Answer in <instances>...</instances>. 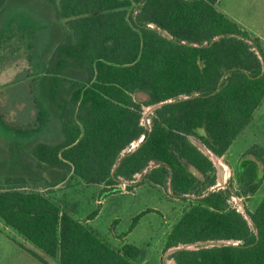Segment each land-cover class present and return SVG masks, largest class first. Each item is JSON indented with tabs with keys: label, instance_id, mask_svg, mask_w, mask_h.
<instances>
[{
	"label": "trees",
	"instance_id": "obj_1",
	"mask_svg": "<svg viewBox=\"0 0 264 264\" xmlns=\"http://www.w3.org/2000/svg\"><path fill=\"white\" fill-rule=\"evenodd\" d=\"M217 1L0 0V14L25 4L52 23L40 96L60 129L33 146L34 159L53 176L51 185L72 171L87 183L105 184L107 192L141 174L143 180L127 188L149 180L183 199L193 197L169 231L166 250L237 242L178 249L171 255L177 264H264V198L253 211L247 208L251 223L231 204V184L212 189L216 164L191 140L198 137L224 156L264 101L259 39ZM161 102L145 125L144 107ZM246 155L254 158L240 183L254 194L264 149L253 146ZM0 217L61 264H136L141 255L133 244L113 247L51 197L24 189L10 175L0 183Z\"/></svg>",
	"mask_w": 264,
	"mask_h": 264
},
{
	"label": "rangeland",
	"instance_id": "obj_2",
	"mask_svg": "<svg viewBox=\"0 0 264 264\" xmlns=\"http://www.w3.org/2000/svg\"><path fill=\"white\" fill-rule=\"evenodd\" d=\"M51 25L41 9L25 4L13 5L0 14V183L5 184L10 175L24 189L41 191L51 197L62 211L87 224L113 247L138 246L141 255L136 264H177L171 256L172 248L166 250L167 236L193 197L183 199L173 195L170 187L149 180L127 188L128 184L141 182L144 178L141 174L134 181H123L114 191L107 192L105 184L87 183L72 171H67L61 183L51 185L52 174L34 159L33 146L52 140L60 129L58 120L40 96L41 69L48 58L45 47ZM260 46L264 50V43ZM138 97L146 99L143 95ZM153 110V106L144 107L142 120L147 126L151 125ZM199 133L206 134V130L200 129ZM191 140L212 156L225 173H222L224 178L231 167L225 181L235 191L230 202L248 216L247 208L253 211L264 198V161L259 162L260 188L254 194L246 193L245 184L240 183L247 163L254 158L246 155L247 152L253 146L264 149V101L225 157L210 152L198 137L191 136ZM139 141L129 150L138 146ZM195 173L198 174L196 170ZM137 216L140 217L134 222ZM0 264L61 263L7 226L0 217Z\"/></svg>",
	"mask_w": 264,
	"mask_h": 264
},
{
	"label": "crops",
	"instance_id": "obj_3",
	"mask_svg": "<svg viewBox=\"0 0 264 264\" xmlns=\"http://www.w3.org/2000/svg\"><path fill=\"white\" fill-rule=\"evenodd\" d=\"M217 5L220 11L240 24L252 36L258 38L260 43H264V31H262L264 29V0H218ZM261 48L263 50V47ZM226 155L227 153L222 157ZM229 168L226 181L232 170L231 167Z\"/></svg>",
	"mask_w": 264,
	"mask_h": 264
},
{
	"label": "water",
	"instance_id": "obj_4",
	"mask_svg": "<svg viewBox=\"0 0 264 264\" xmlns=\"http://www.w3.org/2000/svg\"><path fill=\"white\" fill-rule=\"evenodd\" d=\"M164 102H161L159 104H155L153 105V109H155L156 107H159L163 104ZM143 141V137L141 138V140L138 142V145L140 144V142ZM219 157V156H218ZM214 160V159H213ZM215 164H216V167H217V175H218V178H219V183L213 187L212 189H215V188H222V187H226L227 184H226V180L225 178L223 177V173L221 172V169L220 167L218 166V163L216 161H214ZM249 221L252 223V220L249 216H246ZM232 243H237V242H234L233 240H219L217 242H214V241H202V242H196V243H193V244H186V245H180V246H175V247H172L171 249V252H175L176 250L178 249H183V248H191V246H195V245H204V244H232ZM197 248V247H196Z\"/></svg>",
	"mask_w": 264,
	"mask_h": 264
},
{
	"label": "built area",
	"instance_id": "obj_5",
	"mask_svg": "<svg viewBox=\"0 0 264 264\" xmlns=\"http://www.w3.org/2000/svg\"><path fill=\"white\" fill-rule=\"evenodd\" d=\"M238 208V207H237ZM239 209V208H238ZM240 210V209H239Z\"/></svg>",
	"mask_w": 264,
	"mask_h": 264
},
{
	"label": "bare ground",
	"instance_id": "obj_6",
	"mask_svg": "<svg viewBox=\"0 0 264 264\" xmlns=\"http://www.w3.org/2000/svg\"><path fill=\"white\" fill-rule=\"evenodd\" d=\"M223 173V172H222Z\"/></svg>",
	"mask_w": 264,
	"mask_h": 264
}]
</instances>
